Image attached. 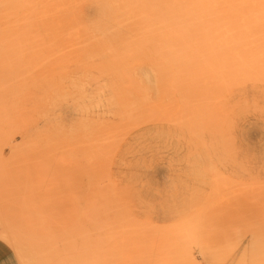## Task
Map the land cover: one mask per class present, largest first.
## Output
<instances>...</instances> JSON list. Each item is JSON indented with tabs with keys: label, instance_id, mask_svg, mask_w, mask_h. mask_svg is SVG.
I'll return each mask as SVG.
<instances>
[{
	"label": "rangeland",
	"instance_id": "rangeland-1",
	"mask_svg": "<svg viewBox=\"0 0 264 264\" xmlns=\"http://www.w3.org/2000/svg\"><path fill=\"white\" fill-rule=\"evenodd\" d=\"M30 33L43 139L0 145V264H152L178 242L233 264L239 211L264 210V0H0V64L30 66Z\"/></svg>",
	"mask_w": 264,
	"mask_h": 264
},
{
	"label": "bare ground",
	"instance_id": "bare-ground-1",
	"mask_svg": "<svg viewBox=\"0 0 264 264\" xmlns=\"http://www.w3.org/2000/svg\"><path fill=\"white\" fill-rule=\"evenodd\" d=\"M44 46L43 34L30 33V66L0 64V145L11 142L15 132H20L22 139L30 144L43 139L42 129L31 131L30 124L34 115L43 113ZM144 52L137 42L128 49L131 57L143 55ZM242 160L247 161L244 157ZM245 192L241 190L238 194L241 202L246 197ZM258 210L252 211L250 215L244 210L238 213L237 234L246 237V246L233 264H264V210ZM185 249V244L178 242L175 255H161L153 258L151 263L194 264ZM204 260L205 264L222 263L220 256L211 255Z\"/></svg>",
	"mask_w": 264,
	"mask_h": 264
}]
</instances>
